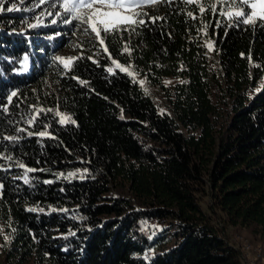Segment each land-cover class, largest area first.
Segmentation results:
<instances>
[{"label": "trees", "instance_id": "trees-1", "mask_svg": "<svg viewBox=\"0 0 264 264\" xmlns=\"http://www.w3.org/2000/svg\"><path fill=\"white\" fill-rule=\"evenodd\" d=\"M222 11L152 0L103 44L0 12V264H242L220 223L264 250V20Z\"/></svg>", "mask_w": 264, "mask_h": 264}, {"label": "rangeland", "instance_id": "rangeland-1", "mask_svg": "<svg viewBox=\"0 0 264 264\" xmlns=\"http://www.w3.org/2000/svg\"><path fill=\"white\" fill-rule=\"evenodd\" d=\"M151 1L152 0H135L138 6L149 3ZM215 1L219 2L221 9H223L222 13H224V15H227L229 11H233V12L236 11L237 8L244 9V6L239 3V0H215ZM233 4H236L237 8L232 7ZM13 5H15L14 10L24 9L28 12L27 15H22L20 28L30 27L31 24H36V23L43 24L47 21L57 20L65 24L66 28H63V32L67 33V31L71 32L72 30L75 29V33L77 31V39L85 37L88 39L94 38L95 40H99L97 39L96 34L91 32L88 23L83 22L86 21L90 15V11L87 8L85 9V13L82 14L80 12V17L83 18H81V20H77L74 19V16L76 15L75 12H65L60 8L61 4H57V3L53 4L52 2L44 4L39 0H5L2 2V5L0 6H2L4 9L3 11H5V9L13 7ZM137 7L119 9L118 11L121 16H128L133 21L135 20V15L131 13L132 10L136 9ZM247 11L249 12V14L251 13V9H247ZM243 18L246 19V17ZM122 24H128V23H122ZM67 26L69 27V30H67ZM80 28H83V31H81ZM76 54H78V52L75 50V41L72 40L71 42H68L67 45L60 48L55 53V57L61 58L59 59V61L62 66H65L66 63L68 66L71 57ZM21 67H23V69H26L27 65L25 63H22ZM142 85L144 86V84ZM145 89L154 98V101L157 103V105L161 109L166 110V107L163 105L162 100L160 99V96L156 92V90L150 87H145ZM58 116L60 120L65 119L64 115L61 114L60 112ZM205 199L206 198L203 197L200 200L203 209H204ZM218 227L220 228L219 232L222 234V236H224L231 245H233L240 251V257H242L241 259L242 264H250L248 260V258L250 257V250H248L247 253L244 255L243 253L244 247H249V249H254L255 250L254 260H256L257 263L259 264H264V250L262 248V245L259 243L260 241L258 237L251 234L249 228H235V227H230L228 225H224L222 223L218 224Z\"/></svg>", "mask_w": 264, "mask_h": 264}, {"label": "snow or ice", "instance_id": "snow-or-ice-1", "mask_svg": "<svg viewBox=\"0 0 264 264\" xmlns=\"http://www.w3.org/2000/svg\"><path fill=\"white\" fill-rule=\"evenodd\" d=\"M3 0H0V5H2ZM239 3L244 6V9L237 8L236 4L232 7L237 8L236 11H229L228 16L235 15L237 17H246L243 23H254L256 19L264 20V0H239ZM135 0H65L63 7L66 11L75 12L76 15L74 19H80V10L87 8L90 11V15L84 23H88L91 32L96 34L97 39L103 44V38L101 37V30L104 33H110L114 29L118 28L122 23H132L130 17L121 16L119 9L133 8L137 7ZM13 7L8 8L7 11H13ZM251 9V13L247 11ZM3 7L0 6V11H3ZM142 23L143 21H139ZM211 48V44H209ZM56 59H61L57 57ZM67 66V63L65 64ZM111 71V69H109ZM143 84V81H141ZM15 95V93H13ZM70 119V118H65ZM65 119L61 120V123L65 122ZM74 123V121H73ZM40 136H45V132L39 133ZM6 139H14L13 137H6ZM23 167V165H21ZM28 171H33V169H28ZM69 175H72L71 173ZM27 182V181H26ZM29 211H35V209H29ZM7 239V237H5Z\"/></svg>", "mask_w": 264, "mask_h": 264}, {"label": "built area", "instance_id": "built-area-1", "mask_svg": "<svg viewBox=\"0 0 264 264\" xmlns=\"http://www.w3.org/2000/svg\"><path fill=\"white\" fill-rule=\"evenodd\" d=\"M245 250H250V257L248 258L249 263H250V264H259V263H257L256 260H254V253H255V250H254V249H247V248H245Z\"/></svg>", "mask_w": 264, "mask_h": 264}, {"label": "bare ground", "instance_id": "bare-ground-1", "mask_svg": "<svg viewBox=\"0 0 264 264\" xmlns=\"http://www.w3.org/2000/svg\"><path fill=\"white\" fill-rule=\"evenodd\" d=\"M245 248L249 249V247H244V248H243V253H244V255H245V254L247 253V251H248V250H245ZM243 253H242V254H243Z\"/></svg>", "mask_w": 264, "mask_h": 264}]
</instances>
